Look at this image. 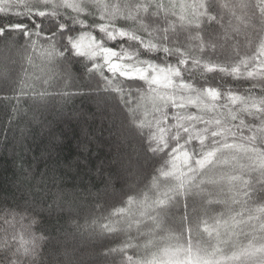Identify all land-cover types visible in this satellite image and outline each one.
I'll list each match as a JSON object with an SVG mask.
<instances>
[{"label": "snow or ice", "instance_id": "6c2138e0", "mask_svg": "<svg viewBox=\"0 0 264 264\" xmlns=\"http://www.w3.org/2000/svg\"><path fill=\"white\" fill-rule=\"evenodd\" d=\"M9 5L10 0H0V14L16 17L0 23V46L6 53L0 75L6 82L12 80V53L32 67L39 59L44 84L57 65L62 69L61 99L82 96L103 110L115 107L121 134L139 140L146 158L160 163L156 171L169 180L162 198L151 204L147 195L142 201L128 196V205L138 203L145 209L141 216L148 208H159L150 217L154 228L161 227L168 205L179 208L183 198L187 208L190 196H201L207 215L204 202L211 204L220 194L204 186L228 181L230 201L240 210L229 208L211 217V227L207 221H195L196 229L205 225L203 232L215 243L204 247L189 242L186 249L165 250L169 264H264V203L250 204L253 194H264V0H24L22 10L15 11ZM213 23L219 30L206 27ZM83 29L94 31L75 35ZM76 57L81 60L74 61ZM74 62L83 64L84 84L73 92L65 89L76 79ZM205 73H220L250 86L243 94L223 92L198 82ZM25 75L19 94L3 98L13 114L20 111L25 87L35 91L33 77ZM7 86L15 93L14 82ZM46 95L47 90L37 93L31 105L39 106ZM134 99L150 105V112L146 107L141 111L144 105L134 104ZM221 165H230L231 171L221 175ZM152 187H158L156 177ZM23 211L35 224L37 216L56 208L29 205ZM113 215L124 216L125 209L117 208ZM186 220V214L180 216L181 228ZM99 227L102 234L113 233L117 222L109 218ZM144 235L147 248L151 233ZM47 243L46 235L30 230L28 239L21 237L18 243L14 237H0V264H41ZM105 247L101 246L103 257L115 253L120 264H159L155 256L137 259L129 254L140 247L131 240L118 248Z\"/></svg>", "mask_w": 264, "mask_h": 264}, {"label": "trees", "instance_id": "16d2710c", "mask_svg": "<svg viewBox=\"0 0 264 264\" xmlns=\"http://www.w3.org/2000/svg\"><path fill=\"white\" fill-rule=\"evenodd\" d=\"M23 3L24 0H10L9 6L14 11L22 10ZM5 19L15 20L16 17L0 14V23ZM206 27L219 30V25L215 23ZM81 31L94 30H78L75 35H80ZM44 35L39 39L43 40ZM25 40L22 38L21 42ZM5 55L0 46V62H3ZM10 55L12 80L6 82L4 76L0 75V229L15 230L23 219H30V213L23 211L29 205L55 207V212L42 213L36 217L37 223L33 224L34 233L46 235L48 241L41 264H120V256L115 253L103 257L101 246H106L103 250L107 247L118 248L125 240L140 246L129 250V254L135 255L134 258L152 259L155 256L159 264H164L165 250L173 253L181 246L186 249L189 242L193 245L199 242L204 247L215 243L213 237L203 232L205 225L201 223L200 228L196 229L195 221H207L211 227L214 224L211 217L227 213L229 208L240 210V205L230 201V185L226 179L217 185L204 186L206 191L220 194L212 197L213 203L204 202L207 215L201 209V196H190L186 201L187 208L184 207L183 198L179 208L168 205L167 214L161 215V227L154 228L150 217L157 215L159 208H148L147 213L141 216L145 209L138 203L128 205V196L142 201L147 195V203L151 204L155 199L162 198L169 180L156 171L162 166L160 163L146 158L139 140L125 138L121 134V121L115 115L116 108L103 110L82 96L65 101L59 94L63 88L59 65L49 83L44 84L39 59L32 67L15 53ZM76 60L81 58H74ZM87 63L88 60L83 58V64ZM83 64L73 63L76 79L68 81L72 87L65 90L74 92L84 84L80 79ZM25 73L33 77L35 91L25 87V95L18 105L20 111L13 114L12 109L5 106L3 98L19 94L21 81L27 79ZM195 75L200 77L201 74L197 71ZM12 82L15 93L7 86ZM198 82L217 87L223 92L232 90L239 94L250 86L247 81H237L220 73H205ZM44 90H47L44 102L32 106L31 100ZM11 103L17 102L13 99ZM117 103L123 108L122 102ZM133 103H141L144 105L141 111L146 107L150 112V105L138 99H134ZM188 111L196 110L189 108ZM129 167L131 172L127 171ZM230 171V165L220 166L221 175ZM153 177L157 178V188L152 187ZM262 195L259 192L253 194L250 204L254 207L264 203ZM217 199L221 202H216ZM117 208H124L125 215H113ZM185 214L189 220L181 228L179 219ZM127 216L133 217L135 225L131 228L124 222ZM109 218L117 222V231L102 234L99 225L108 223ZM94 220L96 224H93ZM144 233H151V243L147 248L142 243L148 239ZM239 240L246 242L244 236H239ZM79 244L91 247L96 254L92 251L90 255L85 254Z\"/></svg>", "mask_w": 264, "mask_h": 264}, {"label": "rangeland", "instance_id": "374dc122", "mask_svg": "<svg viewBox=\"0 0 264 264\" xmlns=\"http://www.w3.org/2000/svg\"><path fill=\"white\" fill-rule=\"evenodd\" d=\"M132 218L133 217H131V216H127L126 220L130 221L132 225H135V223H133V221H132ZM30 224H31L30 219H23L22 222L18 225V227L15 230L11 231L9 228H5V229L1 228L0 229V237L7 236L10 239L14 237L15 238V242H17V243L19 242V239L21 237H23L25 240H27L28 239L29 230L32 233H34L33 224H31V227L29 229V225ZM126 225L128 226L127 223H126ZM145 241L146 240H143L142 243H145ZM79 248L83 249L82 251H85L84 253L87 254V255H90L91 251L94 252V253L96 252V251H93V249H91V247L84 246V244H79ZM84 248H86V249H84ZM170 253H172V252H170ZM179 258H181V259L184 258V253L183 252L179 253ZM165 259H166V262L164 264H169V256L166 255ZM94 264H97V262L94 263Z\"/></svg>", "mask_w": 264, "mask_h": 264}]
</instances>
